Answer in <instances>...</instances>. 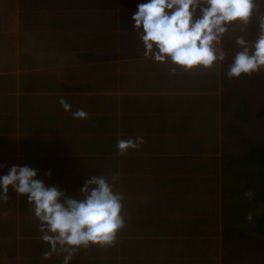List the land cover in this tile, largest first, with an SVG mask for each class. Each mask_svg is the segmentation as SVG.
<instances>
[{"label": "crops", "instance_id": "1", "mask_svg": "<svg viewBox=\"0 0 264 264\" xmlns=\"http://www.w3.org/2000/svg\"><path fill=\"white\" fill-rule=\"evenodd\" d=\"M138 2L143 0H0V164L14 161L21 165V158L32 162L41 154L44 165L33 166L36 178L40 179L45 168L73 166L76 155L83 152L89 139L104 140L95 144L103 143L104 153H117L116 142L126 131L150 137L148 152L157 151L165 162L171 161L170 155L206 152L209 158L205 161L216 165L210 169L196 165L197 179L186 182L188 189L195 186V192L179 194L186 198L195 195L218 204L219 235L216 238L222 243L226 237L225 217L228 216L227 231L231 218L252 216L254 209V217L259 219L257 226L264 221L261 174L264 167V70L238 77L226 74L231 50L237 47L235 35H243L238 31L226 35L223 47L229 54L223 63L212 67L197 66L186 71L146 58L130 18ZM257 5V11L264 12V0H257ZM84 32L91 33L90 44L82 35ZM248 32L246 38L253 39L257 32L254 18ZM85 55L99 58L88 59ZM104 56L114 58L105 61ZM97 63V67L92 68ZM78 72L84 73L82 82L85 80V84L83 89L76 90L73 85ZM104 75L113 80L108 87H104ZM70 82L72 84L64 89L57 86ZM61 98L68 103L86 104L87 110H83L96 122L91 127L93 130L78 131L81 123L72 116L75 110L65 111ZM91 105L101 109H90ZM106 119L115 122V126H110ZM247 119L262 124L248 129ZM214 128L218 136L215 140ZM165 131H172L175 136L167 142L153 144L154 136ZM60 139L68 141L63 145L64 150L60 149ZM202 142L205 145L200 148ZM166 166V174L177 169V166ZM118 178L123 187V173ZM157 192L150 191L142 197H159L162 193ZM10 198L0 205L1 225L10 231L0 236V243L13 247L15 255L6 257L22 264V260L30 258L23 251L21 240V233L28 227L22 230L25 225L21 221L22 206L8 212ZM226 210L230 213H225ZM122 215L128 217V214ZM169 217L172 219L171 213L152 221L138 220L136 228L150 236L165 235L160 221ZM233 244V249H237L236 239ZM203 245L193 243L190 249L179 240H172L167 247L170 254L164 247L163 253L160 251L166 259L151 261L153 264L165 261L168 264H218L217 260L205 258L204 254L208 253ZM231 254L233 257L234 252ZM243 257L246 258L247 253L237 259ZM235 260L228 253L221 264H236Z\"/></svg>", "mask_w": 264, "mask_h": 264}, {"label": "rangeland", "instance_id": "2", "mask_svg": "<svg viewBox=\"0 0 264 264\" xmlns=\"http://www.w3.org/2000/svg\"><path fill=\"white\" fill-rule=\"evenodd\" d=\"M76 16H78V14H76ZM82 35L88 38L89 41L87 44H90L91 33L84 32ZM78 54L81 55V53ZM85 57L88 59L99 58L97 56L92 57L87 55H85ZM112 58L114 57L104 56L105 61ZM77 61L82 62L79 58H77ZM75 65H77L76 62ZM97 65L98 63L92 65V68H96ZM85 66L90 67L91 65ZM105 70L107 69H104V71ZM83 74V72L75 74L77 79L73 85L74 89H83L85 84V80L82 82L84 77ZM111 81L113 80L104 75V87L110 86L112 84ZM71 84L72 82L61 83L57 86L64 89ZM50 88H55V86ZM70 104L72 110H87V105L82 104L80 101L70 102ZM90 109L100 110L101 107L91 105ZM91 117L87 116L85 119H78L81 123L78 127V131L93 130L91 127L96 124V122L92 120ZM107 120L109 119H106V121ZM146 122L147 121H145L144 124ZM107 123H109L110 126H115V122H112V120L109 122L107 121ZM142 123L143 122L140 124ZM140 124L138 126H140ZM260 124L262 123L254 122L252 119L248 121L247 119L248 129H256ZM97 125H101L100 121L97 122ZM216 131L217 129L214 128L215 134ZM174 136L175 133L172 131L161 132L157 134V136H154L152 143L167 142ZM130 137H136V135L126 131L122 139H128ZM140 137L143 138V142L140 143L137 148L129 149L124 155H119L118 152L104 153V144H95L96 142H104V140L89 139L82 149L83 152H79L76 155L75 164L70 168L58 169L56 167H48L41 171L42 175H40L39 178L43 180L46 185H55L70 196L80 195L79 188L90 175L103 174L108 177L115 176L117 178L115 190L118 191L122 197V213L128 214L127 218H123V227L119 229L116 240L112 245L100 246L97 244L87 249H81L72 257L69 264H153L151 260L158 262V258H162V260L166 259V257H163L160 253V251L163 253L162 247H164L167 254H170L167 247L172 240H179L183 246L190 249L193 247V243L198 244L199 242L200 244H204L203 248L206 250V253H208L204 254L205 258L217 260L218 264L225 261V256H228V253L231 259L235 258L234 256L232 257L231 251L238 252L246 248L247 250H255L252 256L249 257L251 264H260L264 262V248L260 247L261 236L256 232L259 227L257 226L259 219L254 217L255 209L251 212L252 216L237 215L233 223V218H231L229 222V231L225 230V220L227 221L228 216L225 217L224 232L226 233V237L224 238V242L222 241V243H220L219 239L216 238L219 235L217 234L219 230L216 224L218 204L195 195H190L191 198H186V195L179 194L186 191L195 192V186L188 189L186 182L195 181L197 179L196 165H203L202 168L208 169L216 165V163L212 164L210 160L205 161L209 158L208 154L206 152H196L188 153L187 155H170L171 161L165 162L163 157L157 155V151L154 154L148 152L147 143L150 137ZM216 137L218 138L217 134L213 137V140H215ZM60 142V149L64 150L63 145L68 143V141L66 139H60ZM237 143H240V138H237ZM204 145L205 143L202 142L200 148ZM40 156L41 154L35 156L32 162H28V160H23L21 158V165L27 164L35 168L33 166L38 164L37 166L41 167L44 165V161L41 160ZM165 163L168 166H177V169H171L169 170V174H166L168 168ZM13 164L16 163L14 161L11 164L6 163L0 168V172H6ZM37 166L36 168H38ZM121 173H123L125 177L123 179V187H121V181L118 178V175ZM188 173H192L193 175L190 176ZM54 174L58 175L54 177ZM182 182H184V185L180 190L177 184ZM150 191H158V194L162 193L163 195L161 194L159 197L155 198L153 195L150 198L142 197ZM168 192L171 193L170 196H168ZM8 193H11V195H8V197L11 196L9 199L8 212L12 213L13 209L17 211V209L22 206L21 212L24 215L21 221L25 224L22 230L28 227L27 230L21 233V240H23V251L27 253L30 258L22 260L21 263L62 264V255H53L48 258L44 257V253L48 251V245L40 238L41 233L38 230V222L33 215L26 195L20 194L16 196V193L12 191L11 188ZM172 194H176L178 197ZM2 204H6V202L0 201V205ZM224 212L225 211H223V214ZM258 212H260V210H258ZM168 213L172 214V219L169 217L167 220L163 219L160 221V224L164 225L165 235L157 234L150 236V233H140L138 228H136L135 223L138 220L152 221L153 218L163 217ZM225 213L230 212L227 211ZM140 215H143L144 218H141ZM203 215H206V217H203ZM208 215L209 217H207ZM210 215H214V217ZM169 219L171 220L168 221ZM1 222L2 220H0V236H6L10 233L9 228L3 227ZM153 228L154 227L151 229ZM234 228L235 230H233ZM134 229L135 231L133 232ZM155 233L157 232L155 231ZM13 235L15 236L16 234L14 233ZM227 235L230 237H227ZM25 236L27 237L26 239H24ZM234 239L237 240V249H233ZM227 250L228 253L226 254ZM15 252L13 247L2 246L0 243V264H17V259L6 257L15 255ZM168 263V261H165L163 264ZM236 264H245V258Z\"/></svg>", "mask_w": 264, "mask_h": 264}, {"label": "clouds", "instance_id": "3", "mask_svg": "<svg viewBox=\"0 0 264 264\" xmlns=\"http://www.w3.org/2000/svg\"><path fill=\"white\" fill-rule=\"evenodd\" d=\"M257 8V0H143L130 18L146 58L186 71L223 63L229 54L223 47L226 35L230 31L243 33L235 35L237 47L231 50L226 73L238 77L264 70V12ZM253 18L257 32L253 39H247ZM60 103L65 111H71L70 103L63 98ZM72 116L85 119L87 112L77 109ZM142 142L140 136L130 137L118 140L115 147L124 155ZM36 177V169L27 164H13L0 172V201L8 199L10 188L26 195L40 238L48 245L45 258L62 255V264H69L81 249L114 243L124 223L115 176H88L78 196L67 195Z\"/></svg>", "mask_w": 264, "mask_h": 264}, {"label": "trees", "instance_id": "4", "mask_svg": "<svg viewBox=\"0 0 264 264\" xmlns=\"http://www.w3.org/2000/svg\"><path fill=\"white\" fill-rule=\"evenodd\" d=\"M263 161V163H264V159L262 160ZM261 174L263 175V178H264V167L262 168V170H261ZM178 185V187H179V189L181 190L182 189V186L184 185V182H182V183H178L177 184ZM175 192V191H174ZM234 222V220H232V223ZM256 232L257 233H259L260 234V236H261V241H260V247H263L264 248V221L259 225V227H258V231L256 230ZM227 237H230V236H228L227 235ZM229 239V238H228ZM233 239V238H232ZM229 240H231V239H229ZM241 249V248H240ZM254 251L255 250H253V249H250V250H247V248L246 249H244V250H240V251H238V252H234V254H233V256L236 258V263H238V262H240L242 259H244V257L242 258V259H237L239 256H240V254H242V253H247V257L245 258V264H251L250 263V260H249V257H251L252 256V254L254 253ZM250 253V255H248ZM253 263V262H252ZM260 264H264V262H262V263H260Z\"/></svg>", "mask_w": 264, "mask_h": 264}]
</instances>
